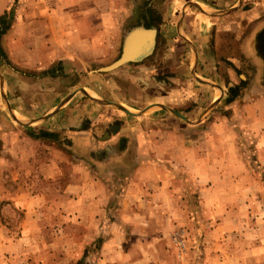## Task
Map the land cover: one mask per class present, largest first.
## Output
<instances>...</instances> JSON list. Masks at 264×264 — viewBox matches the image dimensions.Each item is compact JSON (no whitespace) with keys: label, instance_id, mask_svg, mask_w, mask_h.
<instances>
[{"label":"crops","instance_id":"0c3cea01","mask_svg":"<svg viewBox=\"0 0 264 264\" xmlns=\"http://www.w3.org/2000/svg\"><path fill=\"white\" fill-rule=\"evenodd\" d=\"M134 28L154 31L150 51L99 71ZM0 76L16 118L39 124L12 128L20 158L0 159L13 181L0 197L18 212L7 244L48 248L55 264L79 246L100 264H185L174 228L201 213L215 235L237 228L222 219L239 135L264 155V0H0ZM157 122L173 141L145 142Z\"/></svg>","mask_w":264,"mask_h":264},{"label":"rangeland","instance_id":"374dc122","mask_svg":"<svg viewBox=\"0 0 264 264\" xmlns=\"http://www.w3.org/2000/svg\"><path fill=\"white\" fill-rule=\"evenodd\" d=\"M4 87L2 91L0 89V159L5 160L14 157L17 160L20 158V153L12 156L7 151L6 144L9 143L11 148L12 136L7 135L12 133V128H21V124L12 118L3 100L6 90ZM31 125L38 127L39 124L33 123ZM151 128L161 129L158 122L151 123ZM162 130H160L161 133L158 131V136L147 134L145 142H154V140H157L158 143L164 140L173 141V137H169L168 133L165 134ZM28 136L35 138L33 134ZM154 136H156L155 139ZM257 139L253 135L241 133L238 144L239 154L244 158L245 163H240L234 168H227V170L233 172L236 170L237 173L242 174V180L238 179V182L227 183L228 188L231 190L237 189L239 192L237 195L233 193L229 199H224V208H232V214H228V218L222 219L223 222L229 221L226 226L237 223V228H227L228 230L225 228L219 232L223 236H218L215 235L212 224H210L212 221L215 223V220H211L208 215L202 213L199 218L196 214L193 215V222L177 226L168 235L173 254L179 261L181 260L185 264H219L214 253L225 254L231 252L237 253L241 258V260L238 259L237 263L232 264H264V155L259 151ZM157 152L170 155L174 153V150L158 148ZM8 168L5 164L0 166V186L4 189H11L13 185L12 175L7 170ZM12 168L13 166H11V170ZM7 174H9V181L5 177ZM244 175H247L248 181H245ZM34 185H37L36 180H34ZM193 191L195 189L191 190L192 193H194ZM194 201L193 199L190 200V202ZM11 202L9 199L0 197V264H55L52 253L49 252L48 248L43 253L45 248L37 244L34 247L12 245L10 242L7 244L11 237H9L10 234L4 227L18 220V212ZM175 233L183 240L184 247L181 251L173 241L172 237ZM79 234L82 236V231ZM51 235L50 232L47 237H51ZM88 250L89 246H79L78 260L75 262L68 260L67 250L63 249L61 250V262H59L60 264H100L95 258L86 260ZM247 251L248 254L253 253L252 262L245 259ZM59 262L56 261V263Z\"/></svg>","mask_w":264,"mask_h":264},{"label":"water","instance_id":"95a60500","mask_svg":"<svg viewBox=\"0 0 264 264\" xmlns=\"http://www.w3.org/2000/svg\"><path fill=\"white\" fill-rule=\"evenodd\" d=\"M140 35L145 37L146 44L144 45L142 50L135 52L134 50H132V48H133V44L132 43ZM153 35H154V31L153 30H148L147 31V30H143L141 28L132 29L125 36L123 50H122V53H121L120 57L115 62H113L112 64H110L108 66H105L103 68H100L99 71H101V72L111 71V70L119 67L120 65H122L123 63H125L127 61L137 59L138 56H141V55H143L145 53H148L150 51V48L152 47V45L154 43ZM0 89H1V91L3 89L1 76H0ZM2 94H3V92H2ZM3 100L6 103V106H7L8 110H9L10 115L12 116V118L16 122H18L20 124H24V125H31L33 123H36V120H34V121L31 120L30 121V120H21V119L16 118V116L13 114L11 108L7 104V101L5 100V96H3ZM116 106L118 108L122 109V107H120L119 105H116ZM122 110H124V109H122Z\"/></svg>","mask_w":264,"mask_h":264},{"label":"built area","instance_id":"2783aa9c","mask_svg":"<svg viewBox=\"0 0 264 264\" xmlns=\"http://www.w3.org/2000/svg\"><path fill=\"white\" fill-rule=\"evenodd\" d=\"M172 238L176 247L181 251L184 247L183 240L181 239V237L177 233H175Z\"/></svg>","mask_w":264,"mask_h":264}]
</instances>
